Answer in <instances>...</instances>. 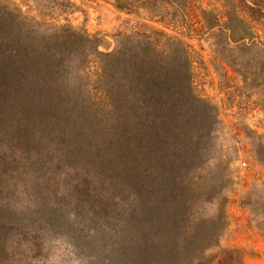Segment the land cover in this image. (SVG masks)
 Wrapping results in <instances>:
<instances>
[{"label":"rangeland","instance_id":"1","mask_svg":"<svg viewBox=\"0 0 264 264\" xmlns=\"http://www.w3.org/2000/svg\"><path fill=\"white\" fill-rule=\"evenodd\" d=\"M61 1L59 22L87 29L103 52L114 48L118 31L163 28L111 0ZM5 2L41 20L32 0ZM179 34L196 52L194 88L217 109L235 158L230 179L222 184L224 174L214 167L202 189L150 192L115 184L111 175L120 173L122 155L116 136L133 141L131 128L114 123L93 87L83 92L96 76L72 82L82 89L57 96L58 112L36 113L21 103L0 123V264H183L198 255L192 264H264V151L258 159L249 144L255 133L264 135V111L241 92L247 110L241 98L228 100L226 92L241 83L220 81L208 41L188 30ZM86 68L97 69L94 62ZM17 98L0 92V111ZM144 145H152L151 135ZM215 190V202H205ZM152 256L158 261L151 263Z\"/></svg>","mask_w":264,"mask_h":264},{"label":"trees","instance_id":"2","mask_svg":"<svg viewBox=\"0 0 264 264\" xmlns=\"http://www.w3.org/2000/svg\"><path fill=\"white\" fill-rule=\"evenodd\" d=\"M32 1L41 20L0 0V92L18 97L0 111V123H7L11 107L21 103L27 110L54 114L57 96L82 89L81 83L72 82L96 76L93 85L85 81L83 92L90 95L93 87L99 106L110 109L114 123L132 131L133 141L116 136L122 155L120 173L111 175L115 184L150 192L202 189L212 182L206 174L214 167L224 174L222 184L230 179L235 158L221 134L217 109L194 88L196 52L179 33L188 30L208 41L212 63L221 67L220 81L241 83L226 92L228 100L241 98V109L247 110L241 92L254 96L252 102L264 111V0H111L120 10L146 13L163 28L118 31L108 52L99 50L84 27L59 22L57 11H65L61 0ZM91 62L95 72L81 69ZM147 135L150 147L144 145ZM249 140L251 152L260 159L264 135L255 133ZM169 141V149L163 150ZM191 158L195 161L185 165ZM214 188L209 185L208 190ZM215 192L204 201L214 203ZM155 261L152 256L150 262Z\"/></svg>","mask_w":264,"mask_h":264}]
</instances>
